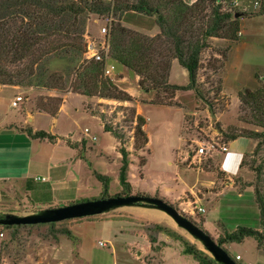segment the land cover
Instances as JSON below:
<instances>
[{
  "label": "rangeland",
  "instance_id": "obj_1",
  "mask_svg": "<svg viewBox=\"0 0 264 264\" xmlns=\"http://www.w3.org/2000/svg\"><path fill=\"white\" fill-rule=\"evenodd\" d=\"M212 7L206 5L204 8L206 10L202 15L206 17V21ZM260 10L234 9L235 14L246 17L240 18V31L244 36L242 43L239 39L236 42L208 40L210 48L202 53L197 74V84L203 94V101L197 99L193 91H177L174 95L162 91L145 92L138 86L137 75L115 64L116 71L109 79L125 91L131 101L118 102L92 97L88 98L87 110L100 120L102 126L105 123L116 131L120 139L116 140L112 134L105 132L100 123L90 116L79 120L77 125L71 128L75 135L84 139L80 147L86 145L81 149L85 151L88 164H91L94 185L100 184L102 187L95 174L103 175L109 179L108 196L121 194L118 170L121 159L119 148L123 146L129 153L128 159L131 163V195L162 199L161 189L165 199L174 205L164 198L163 201L196 225L201 223L202 219L205 220L201 229L214 240L217 238L219 230L214 221L215 211L206 202L200 204L205 210L204 213L198 212L192 205L189 208L184 207L186 213L178 207L179 202L176 199L183 185L192 186L197 178L195 173L184 172L182 166L188 169L202 167L206 171H214V164L209 158L212 150H208V154L202 155L201 158L193 157L201 146L207 148L212 144L217 148L225 143L224 137L218 132L220 129L225 132H262L261 128L254 125L248 108H240L238 98V94L246 89L254 91L264 87V18H261ZM221 11L225 12L222 5ZM252 15L254 16L249 18ZM108 24L109 20L92 16L85 31L86 45L89 39L99 42L102 37L101 29L108 30ZM126 24L145 32L158 30L154 19L149 17L141 21L129 19ZM221 65H224V68L219 70ZM62 67V62L52 66L57 70ZM123 75L125 80H122ZM168 81L178 86L188 84L187 72L177 61L174 62L171 77L169 73ZM21 90L30 98L28 105L35 108L37 104H41L52 110L58 104L57 99H62L40 95L45 89L21 87ZM46 91L67 94L54 90ZM15 94L16 92L9 88L0 89V116H12L17 113L14 107H9ZM138 115L143 117L145 123L143 131L148 139L145 146L142 140L138 142L134 138V119ZM85 129L96 138L95 142L84 136ZM115 140L119 160L111 148ZM257 143L258 140L244 139L237 144L246 163L233 179L240 191L246 187H252L254 191L252 185L255 183V174L249 169V163ZM142 145V150L136 149ZM231 153L233 152L229 150L228 154ZM255 158L259 165L264 158V145ZM113 160L115 161L112 162ZM215 176L218 183L212 191H216L227 181L219 171ZM261 179H264V170ZM208 192L207 188H202L197 191V195L203 199ZM90 194L89 200L106 198L102 196V188L100 192L93 190ZM192 195L194 194L188 196ZM65 204L68 205L47 201L32 202L15 195L0 202V220L8 216L36 214L45 209L66 206ZM54 205L57 206L49 207ZM248 220L250 227L254 228L256 223L252 213ZM54 224V227L43 224L17 228L0 225V264H201L193 255L185 253V249L191 247L202 251L207 259H213L200 242L179 228L170 216L155 208L141 205L124 206L103 214ZM233 228L235 227H231L232 231ZM62 231H69L70 234H64ZM254 241L253 238H248L244 244L231 246L227 252L233 258L240 256V263L250 262L249 260L256 257Z\"/></svg>",
  "mask_w": 264,
  "mask_h": 264
},
{
  "label": "trees",
  "instance_id": "obj_2",
  "mask_svg": "<svg viewBox=\"0 0 264 264\" xmlns=\"http://www.w3.org/2000/svg\"><path fill=\"white\" fill-rule=\"evenodd\" d=\"M223 1L229 0H196L192 5L183 0H0V85L54 90L63 94L72 92L87 98L98 97L118 102L131 101L125 91L104 77L105 62L85 58L87 23L92 16H97L109 20L110 62L137 75L141 90L155 93L162 91L165 94L170 92L171 95L177 91H193L196 98L203 101L197 74L201 55L210 48L208 40L216 38L236 42L240 34L238 18H234L232 13L221 11ZM206 5L213 6L207 21L202 15ZM126 13L153 18L159 33L147 36L124 27L122 20ZM173 61L186 70L187 85L169 83ZM57 62L63 63L60 70L52 68ZM223 68L224 65H221L219 70ZM238 98L240 108H248L254 125L261 128L262 132H225L221 129L218 132L224 137L225 143L238 138L258 140L251 153L249 169L255 174L252 186L254 201L259 209L260 229L239 226L233 232L219 234L215 241L226 251L227 244H240L247 238H253L258 247L264 249V179H261L264 158L259 165L255 158L264 145V87L254 91L246 89L238 94ZM40 100L43 101V98ZM57 102L52 110L41 104H37L36 109L55 117L62 99H57ZM134 122L135 140H142L144 146L147 145L143 117L136 116ZM103 128L116 140L120 139V135L107 124L104 123ZM19 131L33 139L50 142L57 139L45 131L33 132L31 128ZM142 148L143 145L136 147L137 150ZM119 153L118 180L122 192L116 196H128L132 190L129 182V153L123 146L119 148ZM245 164L242 161L241 166ZM95 175L102 184V196L108 198V177ZM197 226L202 228V221ZM62 233L70 234L69 231ZM185 253L193 255L201 264H217L195 248H187ZM233 259L239 264L236 258Z\"/></svg>",
  "mask_w": 264,
  "mask_h": 264
},
{
  "label": "crops",
  "instance_id": "obj_3",
  "mask_svg": "<svg viewBox=\"0 0 264 264\" xmlns=\"http://www.w3.org/2000/svg\"><path fill=\"white\" fill-rule=\"evenodd\" d=\"M183 1L188 5L196 2V0ZM262 1V11H260L261 18H264V0ZM253 2L254 0H240V9H254ZM253 16H249V18ZM242 17L245 16L240 15L238 18L239 27L240 18ZM146 18L148 19V17L136 13H126L122 20V25L147 36L157 35L159 33L158 28V30L145 32L126 24L129 19L141 21L146 20ZM238 39L241 43L244 40L241 31ZM174 62H172L170 77ZM109 64L113 63L109 62ZM122 80H125L124 75ZM136 81L138 82L137 77ZM8 88L16 92L15 97L18 95L23 96V100L14 107L17 111L16 114L0 116V202L5 198L8 199L15 195H20L23 199L32 202L42 201L43 203V201H47L48 203L61 204L89 199L88 197L93 190L100 192L102 187L100 184H93L91 164H88L85 151L83 152L81 149L85 148L86 145L80 147V144L84 143V139L75 135V132L71 130L73 126L77 125L79 120H84L86 116L96 119L101 125L100 120L87 110L89 99L72 92L60 95L45 90L40 95L62 98L59 110L56 116L53 117L46 112L38 111L34 106H29L27 102L30 98L28 95H24L20 87L0 86V89ZM15 97L12 98L9 107L12 106L11 103ZM101 127L103 126L101 125ZM25 128H31L33 132L45 131L57 139L54 142L33 139L25 132L19 131V129ZM244 139L238 138L235 141L225 143L228 146V151L233 152L231 154H221L218 150H213L209 153V158L214 164V171H206L202 167L188 169L182 166L184 172L195 173L197 178L192 186L183 185L176 199L179 202L178 207H181L185 213L187 211L184 207L189 208L191 205H197L204 210L200 204L206 202L215 211L214 221L219 230L217 237L224 231L233 232L239 226L250 227L248 219L251 213L254 215L253 221L256 223L254 229H260L259 209L254 201L252 187H246L240 191L233 180L241 171V167L236 169L235 165L239 162V157L244 155L238 150L239 146L237 144ZM90 141L95 142L96 140L90 139ZM111 148L115 152L116 159L119 160L116 140ZM223 156L224 159H222ZM179 166L181 167L180 164ZM217 171L227 181L219 189L212 191L211 189L218 183V179L215 176ZM36 178H45L46 180L41 181ZM202 188L209 190L203 199L197 195V191ZM162 192L160 189V197L165 199ZM189 194H194L192 195L193 198L188 196ZM166 201L174 205L169 200ZM190 211H192L191 207ZM203 222L205 220L202 219V224ZM231 227H235V229L233 228L234 230L232 231ZM247 239L241 244H244ZM234 245L236 244H227L225 248L227 247L226 249L228 250ZM253 248H255L256 257L249 261L253 264H264V250L258 248L256 241L253 243Z\"/></svg>",
  "mask_w": 264,
  "mask_h": 264
},
{
  "label": "water",
  "instance_id": "obj_4",
  "mask_svg": "<svg viewBox=\"0 0 264 264\" xmlns=\"http://www.w3.org/2000/svg\"><path fill=\"white\" fill-rule=\"evenodd\" d=\"M240 14H235L234 18H239ZM141 205L158 209L170 216L176 225L183 229L192 238L200 242L203 248L211 255L217 264H237L228 252L219 246L216 241L203 229L198 227L190 219L183 216L172 205L160 198L128 195L115 196L102 199L87 200L78 203L68 204L62 207L49 208L36 214L25 216H8L0 220L2 226H27L54 224L67 220L80 219L106 213L112 209Z\"/></svg>",
  "mask_w": 264,
  "mask_h": 264
},
{
  "label": "built area",
  "instance_id": "obj_5",
  "mask_svg": "<svg viewBox=\"0 0 264 264\" xmlns=\"http://www.w3.org/2000/svg\"><path fill=\"white\" fill-rule=\"evenodd\" d=\"M262 0H254L253 2V8L255 9H261L262 7ZM222 9H225V12L234 14V9H240V0H229V1H223L221 3ZM101 40L97 42L96 40H90L87 42L86 45V59L87 60H94L96 62H105V67L103 71V75L106 78H111L112 75L115 73V65L109 64L110 61H108V55H109V34L108 30L106 28L101 29ZM23 98L21 95H18L14 98L11 105L12 107H16L19 102H21ZM84 136L86 138L92 139L93 141L96 140L95 137L91 136L88 129L84 130ZM208 150H218L221 154L228 153V146L224 143L222 145H218L217 148L209 144V147L201 146L196 150V153L193 158H201L202 155H207ZM239 162L237 165H235L236 169L241 167V163L243 161L244 155H241ZM37 180L45 181V178H36ZM195 210L198 212H204V210L197 205H192ZM102 245V244H101ZM239 264H252L250 262L247 263H240L242 260L240 257L236 258Z\"/></svg>",
  "mask_w": 264,
  "mask_h": 264
}]
</instances>
